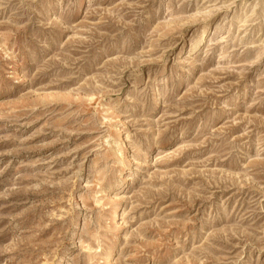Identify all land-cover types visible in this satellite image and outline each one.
<instances>
[{
    "label": "rangeland",
    "instance_id": "1",
    "mask_svg": "<svg viewBox=\"0 0 264 264\" xmlns=\"http://www.w3.org/2000/svg\"><path fill=\"white\" fill-rule=\"evenodd\" d=\"M0 264H264V0H0Z\"/></svg>",
    "mask_w": 264,
    "mask_h": 264
}]
</instances>
